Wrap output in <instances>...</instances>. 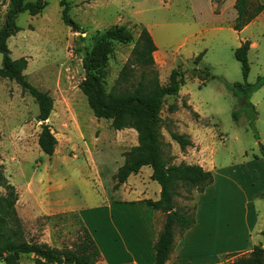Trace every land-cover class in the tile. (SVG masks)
<instances>
[{
  "label": "rangeland",
  "instance_id": "rangeland-1",
  "mask_svg": "<svg viewBox=\"0 0 264 264\" xmlns=\"http://www.w3.org/2000/svg\"><path fill=\"white\" fill-rule=\"evenodd\" d=\"M66 1L79 30L63 22L59 0H46L40 13L17 16L20 30L7 40L11 56L28 61L26 78L53 97L46 120L57 139L52 155L43 153L37 142L41 121L36 118L38 106L33 97L14 81L0 77V173L18 193L15 208L23 237L61 247L71 245L87 226L101 253H106L103 237L108 233L120 244L119 230L110 222L116 209L98 203L100 194H117L113 193L118 189L113 188V175L123 152L134 144L136 131L115 130L109 119L93 115L79 88L84 71L78 49L89 47L96 31L114 25L132 31V42L114 43L107 60L109 89L130 56L139 26L144 25L157 45L153 68L159 81L166 84L171 69L178 65L184 71L178 94L167 95L160 110L165 157L169 163L199 164L213 176L204 192L180 187L175 197L178 208L194 211V218L202 223L196 242L186 243L181 264H228L234 254L264 246V158L260 151L264 146V85L249 97L255 109L254 117H249L227 87L242 81L240 63L233 54L234 34L226 25L216 29L219 25L210 16V0ZM8 8V1L0 0V28ZM257 53L248 50L250 83L264 74V51ZM139 73L140 68H135L134 74ZM234 111H238L236 119ZM168 130L187 135L193 144L182 151ZM146 167L140 176L131 178L134 183L128 186L135 190L130 195L144 191L153 197L150 193L158 184L147 178ZM5 192L0 186V195ZM4 213L1 206L0 225L7 224ZM206 222L212 225L207 227ZM183 234L176 232V240ZM0 264L5 263L0 260ZM19 264H34L33 255L21 254Z\"/></svg>",
  "mask_w": 264,
  "mask_h": 264
},
{
  "label": "trees",
  "instance_id": "trees-1",
  "mask_svg": "<svg viewBox=\"0 0 264 264\" xmlns=\"http://www.w3.org/2000/svg\"><path fill=\"white\" fill-rule=\"evenodd\" d=\"M7 1L9 8L5 22L0 28L2 55L0 77L14 81L22 92H28L33 97L38 106L36 118L43 122L40 125L37 142L43 153L52 155L57 139L45 121L53 108V97L48 91L37 88L26 78L24 70L28 61L25 57L13 58L7 43L8 38L20 30L16 24L17 16L23 12L30 15L38 14L46 7L47 2ZM59 1L63 22L74 31L79 30L78 23L69 16L68 2ZM211 1L214 4V13H218L222 0ZM233 6L236 17L231 26L235 31H240L264 9V4L258 0H235ZM132 40V31L123 25H114L93 33L90 37L91 45L78 49L82 55L81 64L84 71L79 88L96 118L109 119L111 127L115 130L132 128L137 133V144L123 152L124 161L113 175V188L122 185L130 174L137 173L142 166L151 167L150 178L159 184L160 194L157 200L145 199L143 202L164 213L161 229L153 244V264H165L172 251L176 232L182 235L196 222L194 211L176 206L175 197L179 194V188L184 187L187 191L195 189L201 193L213 182V176L210 170L199 164L169 163L165 157V143L161 133L164 120L160 110L167 95L178 94L180 86L185 81L184 71L178 65L171 69L166 84L159 81L158 74L153 68V53L157 46L146 26H139L129 58L122 64L113 86L109 89L106 87L105 80L108 74L106 63L113 51L114 43L127 44ZM249 44L248 40L241 41L234 49V57L240 63L242 81L227 84V87L238 97L239 103L248 112L249 117H254L255 109L249 97L264 85V74L257 76L253 83L247 81L250 71ZM203 53L202 51L195 57L196 62L201 59ZM135 68H140L139 75L134 74ZM132 77L136 78L131 80ZM207 77L209 74L205 73V78ZM232 116L236 119L238 111H234ZM251 125L253 126V122ZM168 131L171 139L182 151L193 144L187 135ZM260 151L264 158L263 145L260 146ZM0 186L6 191L0 195V207L5 208L4 214L7 219V224L0 225V260L5 264H19L21 254H32L34 264H96L100 260L99 247L86 227H83L71 245L61 247L25 239L15 208L18 193L2 173ZM261 234L264 236V227ZM234 255L236 257L228 264H264V246L261 244L254 245L247 253Z\"/></svg>",
  "mask_w": 264,
  "mask_h": 264
},
{
  "label": "crops",
  "instance_id": "crops-1",
  "mask_svg": "<svg viewBox=\"0 0 264 264\" xmlns=\"http://www.w3.org/2000/svg\"><path fill=\"white\" fill-rule=\"evenodd\" d=\"M258 1L264 4V0ZM234 3L235 0H222L219 12L214 13V4L210 0V16L213 19L212 21L219 25L216 26V29H221L222 25H226L228 29L232 30L234 37H230L232 38L233 43H235L234 48L238 47L241 44V41L248 40L250 43L249 51L255 50L256 53L259 51L262 53L264 51V9L240 31H235L231 26L236 17V10L233 6ZM258 57L259 53H257L256 59H258ZM136 144L137 133L135 135V142L132 146ZM123 161L124 157L121 164ZM144 166H142L137 173L130 174L127 180L122 185H119L118 189L121 188L123 191L120 194H118V189L113 192L115 194L117 193L115 196L108 195L106 193H103V195L100 194L101 202L98 204H101L102 206L106 205L110 210L114 207L116 209L115 211H117L116 214H114L116 216L113 215L110 222H112L115 229L119 230L118 234L121 237V242L118 245L116 243V239H111V233L105 235L109 238L108 239L105 236L103 237L106 253L104 254L100 251L101 257L96 264H153V244L156 241L158 233L161 229L164 215L161 211L148 206L143 202V200H157L160 194V187L159 184L153 180L158 185L153 187V191L150 193L153 197H150L149 194H146L144 191L138 195L132 196L130 194L133 193L135 189H131V187L128 186L131 183H134L133 180L131 181V178L140 176L143 172ZM146 168L147 169L144 172L146 173L147 178H150L152 169L150 166L149 168ZM140 206L147 207L143 208ZM132 207L140 208L137 210H127ZM213 222L215 223V220H213ZM203 223L205 225V222ZM201 224L202 223L196 220L194 226L185 231L182 239H174L172 251L165 264L182 263L186 255L184 247L190 240L195 241V238L199 237L201 233L199 230V228H201ZM206 224L207 227L212 225L209 222H206ZM94 240L97 243L95 238Z\"/></svg>",
  "mask_w": 264,
  "mask_h": 264
},
{
  "label": "water",
  "instance_id": "water-1",
  "mask_svg": "<svg viewBox=\"0 0 264 264\" xmlns=\"http://www.w3.org/2000/svg\"><path fill=\"white\" fill-rule=\"evenodd\" d=\"M46 122V121H45ZM41 123H43V122H41Z\"/></svg>",
  "mask_w": 264,
  "mask_h": 264
}]
</instances>
